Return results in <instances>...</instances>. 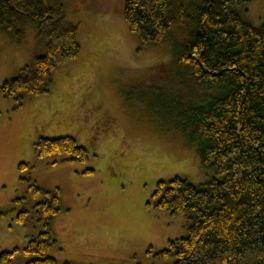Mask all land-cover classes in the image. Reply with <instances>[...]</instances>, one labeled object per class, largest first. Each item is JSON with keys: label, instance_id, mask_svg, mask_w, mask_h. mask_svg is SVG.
<instances>
[{"label": "rangeland", "instance_id": "374dc122", "mask_svg": "<svg viewBox=\"0 0 264 264\" xmlns=\"http://www.w3.org/2000/svg\"><path fill=\"white\" fill-rule=\"evenodd\" d=\"M58 1L78 28L79 56L55 68L48 92L25 95L18 108L0 90V251L19 250L12 264L32 259L22 250L44 231L32 183L60 190L48 252L59 264H173L157 255L187 234L185 223L155 207V187L175 178L201 184L211 173L198 145L168 131L136 97L172 61V46H140L123 17L125 0ZM246 18L262 26L264 0H253ZM36 39L32 24L20 44L0 31V88L40 50ZM65 137L88 152L85 162L36 156L39 140Z\"/></svg>", "mask_w": 264, "mask_h": 264}, {"label": "trees", "instance_id": "16d2710c", "mask_svg": "<svg viewBox=\"0 0 264 264\" xmlns=\"http://www.w3.org/2000/svg\"><path fill=\"white\" fill-rule=\"evenodd\" d=\"M252 1H124V20L140 46L170 43L173 49L172 61L145 79L136 97L168 131L198 145L201 165L211 173L201 184L175 178L155 187V207L185 223L187 234L157 255L173 264H264V23L255 27L246 18ZM66 16L58 0H0V31L20 44L32 24L40 48L0 88L15 108L25 95L48 92L55 68L79 56L78 28ZM34 150L41 159H88L69 137L41 139ZM30 184L31 195L43 198L35 212L44 231L22 253L32 258L27 264H59L48 252L60 190ZM18 253L0 251V264H12Z\"/></svg>", "mask_w": 264, "mask_h": 264}]
</instances>
